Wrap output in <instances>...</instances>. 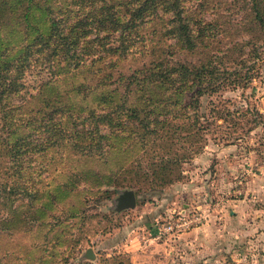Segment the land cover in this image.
Wrapping results in <instances>:
<instances>
[{
    "label": "rangeland",
    "instance_id": "obj_1",
    "mask_svg": "<svg viewBox=\"0 0 264 264\" xmlns=\"http://www.w3.org/2000/svg\"><path fill=\"white\" fill-rule=\"evenodd\" d=\"M207 1L214 12L205 17L222 32L174 59L198 64L212 55L219 66L249 71L247 84L199 97V133L185 119L182 128L161 138L147 136L143 149L134 150L131 138H111L100 159L67 160L52 153L44 162L57 168L47 181L58 196L41 198L44 215L37 226L34 220L24 232L0 229V264H264V32L251 25L250 0ZM23 3L0 0L1 50L22 47L13 21L18 12L11 8ZM147 42L164 51L170 41L152 37ZM143 51L120 61L114 75L147 63L152 48ZM81 75L79 80L94 85L90 73ZM43 79L45 74L35 70L24 76L31 106L59 97L79 109L96 104L99 93L115 89L118 100L124 90L122 85L100 87L83 101L68 94L69 83L41 85ZM139 95L129 104H138ZM126 147L131 152L126 154ZM161 157L172 160L165 181L153 172ZM138 164L137 174L128 172ZM70 166L78 170L68 195L60 194L57 185L68 181L63 174ZM85 169L104 176L76 174ZM123 191L134 193V207L117 208Z\"/></svg>",
    "mask_w": 264,
    "mask_h": 264
},
{
    "label": "trees",
    "instance_id": "obj_2",
    "mask_svg": "<svg viewBox=\"0 0 264 264\" xmlns=\"http://www.w3.org/2000/svg\"><path fill=\"white\" fill-rule=\"evenodd\" d=\"M18 1L25 3L14 4L11 12H18L13 21L19 25L22 47L0 49L1 230L24 232L34 220L32 226H37V219L43 218L41 198H57L47 181L57 168L44 162L52 153L67 160L100 159L111 138H131L135 147L143 149L149 143L147 136L161 138L162 133L182 128L185 119L199 133V97L248 82L249 71L219 66L212 55L198 64L174 59L176 54L206 46L222 32L213 18L205 17L214 12L207 0ZM250 3L251 25L264 32V0ZM152 37L171 43L164 51H154L147 42ZM148 46L152 51L147 63L129 74L114 75L120 61L134 52L146 53ZM174 47L179 51L170 50ZM28 70L45 74L41 85L69 83L68 94L83 101L100 87L122 85L124 90L118 100L115 89L99 93L96 104L79 109L66 106L59 97L31 106L24 81ZM84 72L94 78L93 86L79 80ZM137 93L138 104H129ZM124 151L131 152L128 147ZM168 161L172 160L161 157L153 169L161 181L172 171ZM140 169L139 164L131 165L128 172L137 174ZM65 170L68 181L57 188L68 195L78 167ZM76 174L104 176L93 169Z\"/></svg>",
    "mask_w": 264,
    "mask_h": 264
},
{
    "label": "water",
    "instance_id": "obj_3",
    "mask_svg": "<svg viewBox=\"0 0 264 264\" xmlns=\"http://www.w3.org/2000/svg\"><path fill=\"white\" fill-rule=\"evenodd\" d=\"M117 201L119 206L117 208H132L135 205V196L132 191H123L120 193ZM87 255L92 257L91 252L88 251Z\"/></svg>",
    "mask_w": 264,
    "mask_h": 264
},
{
    "label": "built area",
    "instance_id": "obj_4",
    "mask_svg": "<svg viewBox=\"0 0 264 264\" xmlns=\"http://www.w3.org/2000/svg\"><path fill=\"white\" fill-rule=\"evenodd\" d=\"M166 229V228H165ZM168 229H172V227L171 226H168Z\"/></svg>",
    "mask_w": 264,
    "mask_h": 264
}]
</instances>
